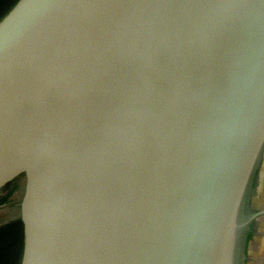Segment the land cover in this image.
Listing matches in <instances>:
<instances>
[{
  "label": "water",
  "instance_id": "1",
  "mask_svg": "<svg viewBox=\"0 0 264 264\" xmlns=\"http://www.w3.org/2000/svg\"><path fill=\"white\" fill-rule=\"evenodd\" d=\"M263 179L264 0L0 19V228L22 222L21 264H259Z\"/></svg>",
  "mask_w": 264,
  "mask_h": 264
},
{
  "label": "trees",
  "instance_id": "2",
  "mask_svg": "<svg viewBox=\"0 0 264 264\" xmlns=\"http://www.w3.org/2000/svg\"><path fill=\"white\" fill-rule=\"evenodd\" d=\"M17 0H0V19L12 8ZM12 191L0 199L7 201ZM24 244L23 224L14 221L0 228V264H21Z\"/></svg>",
  "mask_w": 264,
  "mask_h": 264
},
{
  "label": "crops",
  "instance_id": "3",
  "mask_svg": "<svg viewBox=\"0 0 264 264\" xmlns=\"http://www.w3.org/2000/svg\"><path fill=\"white\" fill-rule=\"evenodd\" d=\"M257 244H258V249L257 250H262L264 249V237H260L257 239ZM258 255V256H257ZM255 258H259V264H264V260L262 259L261 256H259V254L256 251V254L254 256Z\"/></svg>",
  "mask_w": 264,
  "mask_h": 264
},
{
  "label": "rangeland",
  "instance_id": "4",
  "mask_svg": "<svg viewBox=\"0 0 264 264\" xmlns=\"http://www.w3.org/2000/svg\"><path fill=\"white\" fill-rule=\"evenodd\" d=\"M264 180V179H263ZM262 196H264V185H263V194ZM263 199V198H262ZM262 202L264 203V199L262 200ZM262 233L264 234V223H263V229H262ZM257 253L259 254V256L262 257V259L264 260V249L262 250H257ZM258 256V255H257Z\"/></svg>",
  "mask_w": 264,
  "mask_h": 264
},
{
  "label": "flooded vegetation",
  "instance_id": "5",
  "mask_svg": "<svg viewBox=\"0 0 264 264\" xmlns=\"http://www.w3.org/2000/svg\"><path fill=\"white\" fill-rule=\"evenodd\" d=\"M17 181H18V180H16V179L13 181V184H16V186L18 185V182H17ZM14 186H15V185H14ZM17 187H18V186H17ZM17 187H16V188H17ZM9 201H10V205H15V202H14L15 199H10Z\"/></svg>",
  "mask_w": 264,
  "mask_h": 264
}]
</instances>
